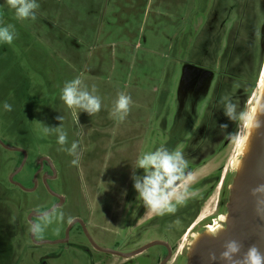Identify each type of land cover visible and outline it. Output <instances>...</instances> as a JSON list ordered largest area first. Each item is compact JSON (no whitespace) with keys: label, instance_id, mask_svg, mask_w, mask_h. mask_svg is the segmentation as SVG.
<instances>
[{"label":"rangeland","instance_id":"obj_1","mask_svg":"<svg viewBox=\"0 0 264 264\" xmlns=\"http://www.w3.org/2000/svg\"><path fill=\"white\" fill-rule=\"evenodd\" d=\"M38 3L36 21L18 20L14 10L0 7V23L14 24L17 33L11 44L0 43V105L7 102L13 108H0V139L23 151L0 144V264H159L165 256L162 246L124 259L93 250L86 235L75 230L70 231V246L36 245L29 215L52 208L57 198L48 192L44 178L27 192L10 177L24 161L14 181L32 188L44 157L57 173L48 182L65 197L64 205L55 209L63 217H53L35 235L36 241L60 240L75 218L88 224L99 247L122 253L153 241H178L192 214L182 215L181 204L175 213L148 220L153 214L136 199L128 161L159 147L184 154L190 145L186 161L194 180L187 187L219 167L230 169L239 157L247 123L241 128L230 122L221 98L249 115L256 103L264 70V0ZM227 43L229 61L220 62ZM227 62L229 78L214 90L213 99L212 82H219ZM77 77L89 91L94 85L102 100L101 111L92 116L72 110L83 128L60 100L65 82ZM120 92L133 100L123 121L110 115ZM59 116L64 117L69 143L79 145L76 166L60 150L56 134L44 132L45 126H61ZM221 125L227 128L222 131ZM238 129L239 139L228 135ZM212 198L204 215L214 211L218 193ZM138 209L143 216L137 215ZM35 223H42V218ZM185 244L181 242L180 249Z\"/></svg>","mask_w":264,"mask_h":264},{"label":"clouds","instance_id":"obj_2","mask_svg":"<svg viewBox=\"0 0 264 264\" xmlns=\"http://www.w3.org/2000/svg\"><path fill=\"white\" fill-rule=\"evenodd\" d=\"M7 6L14 10L15 17L18 20H37V10L40 5L38 0H3L0 7ZM16 28L12 23H0V43L11 44L16 38ZM96 88L93 85L91 91L87 85L79 78L65 82L61 90L60 100L69 109L74 118V123L79 124L76 113L72 110L79 109L80 113H87L92 116L101 111L102 100L96 95ZM225 117L230 122H236L241 128L245 123L251 127L253 117L245 111H237V106L225 98H221ZM133 100L130 95L122 92L117 93L110 115L117 121H123L130 110ZM3 111L11 112L12 105L4 102L0 105ZM60 127L50 128L45 126L44 132L56 134V143L60 145V150L72 157L70 164L76 166L79 163V145L73 141L69 143L68 132L63 128V116H59ZM221 130L227 128V125H221ZM238 129L235 133L228 135L233 139L240 138ZM125 161V160H124ZM127 161V160H126ZM130 164L133 181V188L137 193V201H143V206L148 213L163 216L165 214L175 213L177 206L185 202L190 195L188 184L194 180V174L188 170L187 161L180 151L169 150L166 147H159L155 151L142 152L136 156ZM142 170V174L140 173ZM122 195L126 196L125 191ZM253 195L264 196V185H259ZM257 214L264 216V200H258ZM55 216L63 217V213H57L54 209L51 213H45L42 217V223H33L30 231L33 235L42 233L44 226L51 222ZM241 244L238 241L231 240L224 245V251L220 254L219 259L224 264H264V252L256 246L250 247L244 255L240 257ZM215 262V254L209 258Z\"/></svg>","mask_w":264,"mask_h":264},{"label":"water","instance_id":"obj_3","mask_svg":"<svg viewBox=\"0 0 264 264\" xmlns=\"http://www.w3.org/2000/svg\"><path fill=\"white\" fill-rule=\"evenodd\" d=\"M251 116L253 117L252 125L247 128L239 157L235 162V173L229 186L226 212L222 217V225L214 231L206 230L194 236L187 247L185 264H224L219 257L224 251V245L231 240L238 241L241 244V253L237 260L252 246H256L264 252V216L258 215L256 211L258 200H264V196L253 195V191L259 185H264V82L260 87ZM0 144L8 150L23 153L21 149L5 145L1 139ZM44 162L48 163L53 173V177L46 176L44 178V184L48 192L58 199V202L47 211H32L29 215L31 224L35 223V219L42 218L45 213H51L65 203V197L55 193L49 186L48 179H55L57 173L48 158L40 159V171L43 169ZM23 166L24 161L11 175L10 180L24 191L32 192L37 188V178L34 180V186L30 189H26L20 183L14 181ZM76 223H80L83 226L85 234L95 250L124 259L133 258L151 247L164 244L160 241H153L130 253L101 248L94 242L84 222L80 219H75L71 222L64 239L36 241L35 235L31 234L32 240L36 245L65 244L69 241L70 230ZM213 254L217 257L215 262L209 259ZM170 259L171 255L167 256L161 264H167Z\"/></svg>","mask_w":264,"mask_h":264},{"label":"flooded vegetation","instance_id":"obj_4","mask_svg":"<svg viewBox=\"0 0 264 264\" xmlns=\"http://www.w3.org/2000/svg\"><path fill=\"white\" fill-rule=\"evenodd\" d=\"M262 78H264V70H263V77ZM225 137H226V139L228 138L227 136H225ZM193 138L191 139V141L194 140ZM189 146L190 145H188L186 147L189 148ZM186 147L183 149V152H184L183 155H184L185 159H187V151H186L187 148ZM229 168L230 169L227 168L225 170L223 167H219L218 169L212 171L211 173L204 175L202 177V179H199L197 181V183H195L194 185H191L188 187L190 195L187 197L185 202L182 204L183 208L181 209L180 212L182 215H184L185 213H189V214L191 213L192 214L191 219H190L191 221L186 226L184 232L182 233V235L180 236L178 241H176V242H170L168 240L160 241V242H163L164 244L158 245V246H162L164 251H165V256L162 259V261L167 256L171 255V259L169 260V262L172 260L177 262L179 260V258H183V261L185 264L187 247H188L189 242L194 238V236L203 232V231H206V230L214 231L220 225H222V217L226 212V203H227L228 194H229V186L231 184V181H232L234 173H235L234 162L230 165ZM188 170H190L191 172L193 171L191 169H188ZM39 171H40V166H39L38 170H36V174H35V178H37L38 184H39V179L43 183V178H45L46 176L47 177H53V173L51 171V168L46 162H44L43 169L40 172ZM38 172H39V174H38ZM50 180H54V179H48V181H50ZM32 187H33V184H32ZM215 192H216V194L218 193L219 199H221V198L222 199L217 200V202L215 204L214 211L212 213L204 215L205 209H206L208 203H210L211 200H213L212 196ZM57 202H58V199H56V203ZM137 204L138 203H135V206ZM137 215L140 217L143 216V211L138 209ZM157 217H158L157 215L153 214L150 216V218L148 220L152 221V220L156 219ZM75 219H79V218H75ZM84 224H85V227L87 229L88 224H86V223H84ZM209 227H211L212 229H210ZM71 230H75V232H77L79 234H82V233L85 234L84 228L80 223L74 224L72 226ZM64 238H65V236L61 239H64ZM70 241L71 240H70V233H69V241L67 243H65L64 245L70 246L71 245ZM87 242L89 243L90 247H92V249L95 250L93 248V246L90 244V241L88 240V238H87ZM181 242H186V244L184 246H182L180 249V243ZM77 245H79L77 247L90 250L88 247L82 246L80 244H77ZM95 251H97V250H95ZM162 261H160L159 264H161Z\"/></svg>","mask_w":264,"mask_h":264},{"label":"trees","instance_id":"obj_5","mask_svg":"<svg viewBox=\"0 0 264 264\" xmlns=\"http://www.w3.org/2000/svg\"><path fill=\"white\" fill-rule=\"evenodd\" d=\"M231 33V32H230ZM229 37H230V34L228 35V37H227V39H228V42H229ZM261 44L263 45V50H264V33H263V36H262V40H261ZM228 50H229V46H228V43H227V46L225 47V49L223 50V56H222V58H221V60H220V62L223 60V59H226V60H228L229 61V57H228V53H226V52H228ZM227 56V57H226ZM228 58V59H227ZM263 61H264V51H263V53H262V57H261V62L263 63ZM228 63L229 62H227L226 64H225V68H223L221 71H220V76H219V82H217V83H215L214 81L212 82V85H213V83H214V86H213V90H212V92H213V94H211L212 95V98L213 99H215V98H217L216 97V91H214V90H218L219 88H220V86H221V84H223V81L226 79V78H229V75H228V77H227V74H226V70H228ZM203 73V75H206V70H204V72H202ZM259 73H260V70H259ZM258 81L259 80H257V81H255V84H253V88L255 87V86H257L258 85ZM252 89V88H251ZM251 89H250V91H251ZM248 96V95H247ZM247 96H245V97H247ZM247 100V99H246ZM246 100H244V102L246 101ZM206 128V127H205ZM204 130V129H203ZM221 133V132H220Z\"/></svg>","mask_w":264,"mask_h":264},{"label":"bare ground","instance_id":"obj_6","mask_svg":"<svg viewBox=\"0 0 264 264\" xmlns=\"http://www.w3.org/2000/svg\"><path fill=\"white\" fill-rule=\"evenodd\" d=\"M263 82H264V78H263V80H262V82H261V85L263 84ZM255 108V105L253 106V109ZM253 109L251 110V114H250V116L252 115V112H253ZM247 128H248V125H246V132H247ZM246 135V134H245ZM244 138H245V136L243 137V139L241 140V142H240V146H242V144H243V142H244ZM240 149H241V147H240ZM238 159V158H237ZM235 162H236V160L234 161V166H235ZM219 226V225H218ZM210 229H212L211 227H209Z\"/></svg>","mask_w":264,"mask_h":264}]
</instances>
